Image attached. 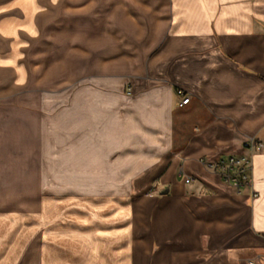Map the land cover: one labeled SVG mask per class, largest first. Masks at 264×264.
<instances>
[{
	"label": "crops",
	"instance_id": "1",
	"mask_svg": "<svg viewBox=\"0 0 264 264\" xmlns=\"http://www.w3.org/2000/svg\"><path fill=\"white\" fill-rule=\"evenodd\" d=\"M83 4L79 12H89L75 17L89 44H74L80 90L72 103L52 113L61 94L43 93L37 103L30 93L26 109L0 108V264L18 260V146L46 148L56 132L79 148L103 142L122 164L136 161L111 178L153 183L135 204L117 200L107 220L92 214L85 231L73 227L84 247L73 264H264V0ZM0 20L8 23L0 24L1 99L19 85L2 71L16 69L18 48H33L41 23ZM131 76L149 85L127 97ZM178 89L189 97L182 108ZM248 138L261 150L252 156L251 186L236 190L205 165L245 154Z\"/></svg>",
	"mask_w": 264,
	"mask_h": 264
},
{
	"label": "rangeland",
	"instance_id": "2",
	"mask_svg": "<svg viewBox=\"0 0 264 264\" xmlns=\"http://www.w3.org/2000/svg\"><path fill=\"white\" fill-rule=\"evenodd\" d=\"M87 1L0 0V18L17 23L21 28L32 18L34 24L41 23L34 33L33 48H18L22 51L17 54L16 69L2 71V76L11 81L16 74L19 85L12 95L0 99V108L26 109L25 99L30 93L38 96L37 103L43 93L54 100L57 94H61L58 96L60 104L51 107L52 113H57L60 105L62 110L65 104L72 103L69 98L80 90L79 82H76V73L80 71L76 68L77 64L79 66L76 60L80 58L79 55L76 57L74 44H89L86 30L80 33L83 21L75 16L89 12H79V9L86 10L88 6L83 3ZM93 8H97L96 4ZM0 21L7 26L6 20ZM85 68H82L83 72ZM148 85L146 80L131 76L123 94L134 96ZM88 89L83 83L81 91L88 92ZM37 103L35 107H39ZM86 112H89L87 108ZM102 136L99 133V137ZM77 145L61 132H56L43 149L40 141H34L33 149H26L25 143L19 144L18 211L12 213L17 222L12 234V250L17 254V264L77 263L72 258L83 252L84 247L82 240L74 237L73 227L85 231L83 229L89 226L88 218L92 214L99 220H107V213L116 206L117 200L135 204L142 192L153 185L144 177L111 178L116 177L126 162H130L127 165L131 169L136 166V161L127 157L124 164L118 161L119 150L103 148V142L97 148H79ZM91 174L98 176V180L90 179ZM79 219L85 223L78 222Z\"/></svg>",
	"mask_w": 264,
	"mask_h": 264
},
{
	"label": "built area",
	"instance_id": "3",
	"mask_svg": "<svg viewBox=\"0 0 264 264\" xmlns=\"http://www.w3.org/2000/svg\"><path fill=\"white\" fill-rule=\"evenodd\" d=\"M176 95L181 98L177 105L179 108L189 103V97L183 90L178 89ZM242 149L246 151L245 154H229L222 159L206 162L205 165L224 184L236 190L251 186L252 156L261 150V143L256 138H248L242 143ZM184 182L188 184L190 179L185 178Z\"/></svg>",
	"mask_w": 264,
	"mask_h": 264
},
{
	"label": "water",
	"instance_id": "4",
	"mask_svg": "<svg viewBox=\"0 0 264 264\" xmlns=\"http://www.w3.org/2000/svg\"><path fill=\"white\" fill-rule=\"evenodd\" d=\"M166 192H163V194H165Z\"/></svg>",
	"mask_w": 264,
	"mask_h": 264
}]
</instances>
